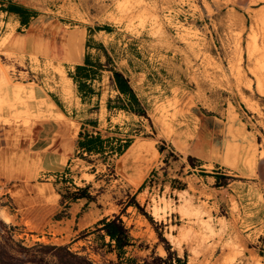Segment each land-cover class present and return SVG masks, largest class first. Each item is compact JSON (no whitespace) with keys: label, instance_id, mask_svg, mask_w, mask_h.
<instances>
[{"label":"rangeland","instance_id":"374dc122","mask_svg":"<svg viewBox=\"0 0 264 264\" xmlns=\"http://www.w3.org/2000/svg\"><path fill=\"white\" fill-rule=\"evenodd\" d=\"M39 11L47 21H54L40 18L55 29L67 33L87 29L83 54L102 59L107 67V72L99 73L96 89L114 88L111 68L130 69L131 85L147 112L146 116L135 115V121L128 119L133 126L127 135L151 141L157 156L153 155L154 169L142 187L116 196L123 203L119 217L128 229L136 226L139 232L134 247L126 250L129 256L134 254L132 261L125 256L121 264H177L176 256L187 259V264H264V230L256 241L248 235L249 226L241 237L233 233L240 230L241 212L249 211L248 191L242 209L234 203L232 209L222 206L215 211L196 196L193 180L194 174L218 171L227 173L230 183L250 181L248 171L258 152L249 138L258 135L264 143V0H44ZM98 43L105 50L95 49ZM3 49L8 48L0 43ZM46 58L0 51V104H15L9 112L7 106L0 109V134L10 143L43 117L37 108L27 111L23 107L34 103L9 99L2 90L3 75L12 86L43 89L69 118L79 117L75 112L81 92L71 77L76 63ZM56 74L71 84V102L61 96ZM170 104L174 114L166 130L164 120L159 123L152 111L156 105L169 109ZM204 134L211 144L225 150V157L214 152L217 159L229 158L235 166H203L192 156V143ZM176 135L183 137L181 144L176 143ZM259 158L264 159V151ZM94 160L100 166L77 154L70 167L75 174L65 171L64 178L74 181L72 176L82 170L90 175L82 174L85 180L101 185L118 179L111 160ZM103 163L108 166L104 168ZM122 179L134 184L129 175ZM56 185L58 190L63 187V183ZM9 189V183L0 181V264H118L96 232L97 225L89 233L71 234L65 242L32 236L24 224L11 218L15 207Z\"/></svg>","mask_w":264,"mask_h":264},{"label":"crops","instance_id":"0c3cea01","mask_svg":"<svg viewBox=\"0 0 264 264\" xmlns=\"http://www.w3.org/2000/svg\"><path fill=\"white\" fill-rule=\"evenodd\" d=\"M43 3L44 0H0V43L5 36L10 35L11 31L12 35H24L28 32L31 24L37 19L42 18L47 21L45 15L39 11ZM12 5L21 6L36 12V17L32 18L28 27L22 26L21 17L18 14L9 11V7ZM47 22L54 21L48 20ZM81 29L75 30L72 33ZM85 30V40H87L88 33L87 29ZM53 37L52 33L43 34V40L45 38L49 40L55 39ZM99 45L98 43L95 49ZM34 48H39V46L35 45ZM0 51L22 52L32 55L40 54L45 57L42 50L23 52L20 50L3 49ZM87 57L91 63L100 62L103 64L102 59L90 57L88 54L85 56V54H83L80 62L76 63V66H84ZM116 70L124 74L130 80V77H128L129 73L132 74L130 69L125 68L126 71L122 69ZM104 72L107 71H101L100 73ZM54 78L56 80L58 79L57 83L63 99L67 103L71 102L73 97L71 84L65 81L60 74H56ZM98 79L99 77L97 76V79L88 80L87 89L80 93L79 109L75 112V114L79 113L77 119L69 118V116H67V111L62 109L61 106L54 101L62 112L63 116L61 118L45 119V117L42 116L43 119L24 129L18 140L14 143L6 141V137L2 138L0 134V181L10 184V197L15 207V213L11 214V218L15 219L16 223L20 221L32 232V236H37L41 240L48 238V240L65 242L73 233H89L93 226L97 225L98 222L104 218L113 219L118 217V209L123 206V203L119 202V199L116 197L117 194L121 191L125 193L127 191L132 192L142 187L146 178L154 169L155 163L143 181L137 185L134 183L135 178H133V173L131 172L133 167L125 165L126 157L137 143H144L152 147V142L147 139H138L134 136L127 135L130 131L129 126H133V124L128 122V119L135 121L136 114L116 108L115 106H117L119 102L115 101V99L118 100L119 97L123 98V96L115 86H113L114 88H112L111 91L108 89L105 90L103 86L101 89H96L95 85L98 83ZM66 83L68 84L67 87L71 89L69 99H66L62 95L61 86ZM98 86L100 87V83H98ZM89 90H91L92 93H89ZM137 96L141 102L138 94ZM122 113H124L123 117H125V119L121 118ZM126 114L129 116H126ZM103 115H105V118ZM83 129L90 134H100L103 138H114L116 141L121 140V142H125L126 139L130 138H134V140L131 145L132 147L130 146L122 156H116L117 158L115 157V161L113 160L114 158L110 159L115 166V170L119 172L116 181H109L104 185H101L100 181H87L83 178V175H90L87 174V172L83 173L82 170L81 172L79 171L78 174L72 176V178H74L73 183L76 186H91V192L96 196V200L90 203L84 199L79 200L71 205L67 212V217L60 220H53V217L62 211L61 195L54 182H56L55 179H57L58 174H62L68 169L70 170L67 172H74L70 167L73 158L78 153L77 141ZM249 141L252 146L256 143L258 153L256 162L254 163L252 161L250 164L248 171L250 181L248 184L242 183L241 181H233L227 186L216 187V178L209 174L204 176L194 174L193 180L195 181V188L197 191L196 196L203 198V202H206L209 207L215 211L222 206H227L228 209H232L234 203L241 206L242 209L243 201H245L244 197L248 191L249 211L246 212V210H243L241 212L243 218L239 221L238 226L240 230H234L233 233L241 237V231H245V227L249 226L250 232L248 235L253 237L252 239L256 241L264 230V159L259 158V153L264 151V143H262L261 140L259 141L258 135H255L254 140L249 138ZM190 150L192 156L199 160L203 166L216 165L221 168L227 167L217 159V155L214 153L215 151H220L223 157H225V150L211 144L210 140L208 141L205 138V134L199 136L196 141L193 142ZM95 158L98 157L95 156L92 158L93 162H95L94 164L100 166L99 161L94 160ZM104 164L105 163L102 164L104 168L108 166V164ZM81 168L83 169L84 167L81 165ZM245 169L244 166V168L240 170L244 171ZM124 174L130 176L134 183L133 185L126 184L123 181L122 178ZM40 179L41 181H39ZM145 189L147 190V188ZM145 189L142 188L141 190ZM46 230L49 232L48 235L50 237L45 236ZM129 231L134 244L139 239V232H137L136 226L135 228L129 227ZM144 231H147V233L149 232L148 229ZM101 234L103 235L104 232L102 231ZM105 242L109 243L110 238L105 237ZM132 247L134 246L129 248ZM129 255L130 254L126 252L125 256H127V258L132 259V257H134V254L131 256ZM110 257L112 260H118L115 252H110Z\"/></svg>","mask_w":264,"mask_h":264},{"label":"trees","instance_id":"16d2710c","mask_svg":"<svg viewBox=\"0 0 264 264\" xmlns=\"http://www.w3.org/2000/svg\"><path fill=\"white\" fill-rule=\"evenodd\" d=\"M9 11L18 14L21 17V23L24 27H28L32 18L36 17V12L30 11L21 6L12 5L9 7ZM103 30L110 31L109 28H104ZM97 48L105 50L102 44H100ZM105 53L108 63L111 64V57L107 52ZM106 70L107 67L105 64L100 62L91 63L87 57L85 65L76 66L75 73L71 75V77L78 85L80 92H84L88 87L87 81L97 79L99 73ZM109 71L113 75V85L123 96V98L119 97L118 100L115 99V101L119 102V104L115 107L128 113L146 116L147 112L133 89L129 78L117 71L116 68H111ZM88 92L92 93L91 90ZM132 143V139H126L125 142H121V140L116 141L114 138H103L100 134H90L88 131L83 129L80 132L77 141V154L79 157L90 163H93L92 158L95 156L102 158L103 162H107L111 158L122 156L129 149ZM160 151L162 152L163 148H160ZM64 175L65 173L58 174L55 183H63V187L59 189V194L61 195V205L64 209L62 213L57 216V220L67 217V212L73 203L83 199L87 200L89 203L96 200V196L91 192V186L88 185L85 187H78L73 183V181L66 180V178L63 177ZM213 176L216 178V187H224L231 182V178L227 173L214 172ZM68 183L71 186H67ZM134 205L140 209L139 204L134 203ZM102 231L104 232L103 235L101 234ZM96 232L100 234V237L104 242L105 237L110 238V242H105L104 245L109 249V252H115L117 254L119 261L118 264H121L123 261L122 259H125L126 249L134 246L133 239L130 236V231L122 219L119 216L113 219L104 218L98 222ZM126 260L132 261L131 258ZM175 260L177 264H187V259L182 260L176 256ZM170 264H174V262L171 261Z\"/></svg>","mask_w":264,"mask_h":264},{"label":"bare ground","instance_id":"6f19581e","mask_svg":"<svg viewBox=\"0 0 264 264\" xmlns=\"http://www.w3.org/2000/svg\"><path fill=\"white\" fill-rule=\"evenodd\" d=\"M45 31L52 33L55 39L49 40L48 38H45L43 40V34H45ZM11 33L10 35L5 36L1 40V43L5 47L11 50L25 49L28 51H33L34 46L38 45L39 48L48 58H52V62L62 61L68 63H78L80 62V59L83 55V43L86 36L85 30H79L69 34L67 32L62 31L59 28L55 29V25L52 23L48 24L41 19H37L35 22L31 24L26 34L12 35ZM65 46H67V50L64 53L63 48H65ZM4 72L5 71H3L2 73ZM1 78L3 82L2 90L6 93V95L10 97L9 99H13L15 97L34 103V104H23V107H25L27 111L29 109L37 108L40 115L47 119L61 118L63 116L62 112L57 107V105L53 101H51L49 97L46 96L44 91L39 87L20 86V85L12 86L9 84L10 81L6 75H3ZM66 84L62 85V87L64 89L65 97L67 99L71 95L70 94L71 89L68 88L67 87L68 84L67 85ZM5 106H7L6 111L9 112L8 110L12 109L15 106V104H0V109ZM168 107L169 109L162 110L159 105H156L152 111L154 113L155 119L159 121V123H162L161 121L164 120L165 123L164 128L166 130L169 129L168 127L170 120L169 117L172 114H174L173 110L171 109L172 108L171 104L168 105ZM175 141L177 144H181L183 142V137L181 135H176ZM153 155L155 157L157 156V151L153 148V145L151 147L144 143L142 144L137 143L136 146L133 147L131 151L128 153L126 157L125 165H128V167H133V170L131 172L133 173V178H135L134 183L136 185L139 184L141 181H143L145 176L154 166L155 158H153ZM221 162L228 166H235L233 165L234 164L233 161L229 160V158L221 159Z\"/></svg>","mask_w":264,"mask_h":264},{"label":"built area","instance_id":"2783aa9c","mask_svg":"<svg viewBox=\"0 0 264 264\" xmlns=\"http://www.w3.org/2000/svg\"><path fill=\"white\" fill-rule=\"evenodd\" d=\"M216 172H218V171H216ZM61 177H62V175H61ZM63 177H67V174H65ZM60 180H61V178H60Z\"/></svg>","mask_w":264,"mask_h":264}]
</instances>
